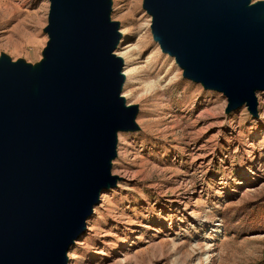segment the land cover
I'll list each match as a JSON object with an SVG mask.
<instances>
[{"label":"rangeland","instance_id":"374dc122","mask_svg":"<svg viewBox=\"0 0 264 264\" xmlns=\"http://www.w3.org/2000/svg\"><path fill=\"white\" fill-rule=\"evenodd\" d=\"M110 3L135 128L118 133L113 185L67 264H264V92L256 115L228 111L223 93L163 53L145 0ZM50 13V0H0V74L28 73L36 86Z\"/></svg>","mask_w":264,"mask_h":264},{"label":"water","instance_id":"95a60500","mask_svg":"<svg viewBox=\"0 0 264 264\" xmlns=\"http://www.w3.org/2000/svg\"><path fill=\"white\" fill-rule=\"evenodd\" d=\"M50 2V43L36 86L28 73L0 74V264H67L70 247L85 232L111 180L102 162L115 146L106 132L111 120L99 115L94 123L103 129L100 139L91 128L87 0ZM250 2L145 0V10L155 41L185 78L223 93L228 111L246 105L256 115V94L264 92V33L257 22V16L264 19V5H255L257 15L247 11ZM114 50L109 47L103 56ZM90 75L96 96L117 79L102 68H92ZM118 98L119 91L114 92L111 101ZM115 103L109 111L120 122L113 126L119 132L131 127L124 119L135 117L136 109L120 111Z\"/></svg>","mask_w":264,"mask_h":264},{"label":"bare ground","instance_id":"6f19581e","mask_svg":"<svg viewBox=\"0 0 264 264\" xmlns=\"http://www.w3.org/2000/svg\"><path fill=\"white\" fill-rule=\"evenodd\" d=\"M191 5V4H190ZM111 3L109 0H87V4L85 7V11H84V22H85V35L87 38L86 44H87V54H88V66H89V79L87 82V93L89 96V101L90 103L94 104L92 105L94 109V114L91 115V120H92V124H91V128H92V135L93 137H96L98 135L99 139H100V134L103 132L102 128L100 127H96L94 125V123L97 122L98 125V121H99V115L105 119H110V123L107 124V127L109 128V130H107L106 132H108L109 134V141L110 143L114 146V150H110V153L107 155H105L102 158V162L106 163V169L108 170L109 174H110V181H107L105 186L107 187L108 185H110L112 183V181L114 180V178L111 176V162L115 157V153H116V146H117V139H118V133L121 131H126L128 129H132L135 126V117H131L128 116L127 118L124 119V121L126 122V124H131L130 128L128 129H121L119 130V132L116 130H114L113 126L114 124L117 125L120 122H117V118L114 117V111H109L110 107L114 106V103L111 101L112 100V96L114 92L119 91V98L118 100H116V108L120 109V111L125 108L126 110H129L130 108H128L125 104L124 101V97L122 96V92L124 89V86L126 84V70H124L125 67V59L126 56H124V54H115V52L117 51V49L120 47L121 44V40L123 38V33L118 31H114V27L116 26V24H113L111 22L110 19V14H111ZM256 7L255 6H249L247 8V11H251L253 12L254 9ZM258 9H256L255 14H259L260 12L257 11ZM254 18V17H253ZM260 20V30L264 33V19H259V17L257 16V22L259 23ZM156 36V34H155ZM157 37V36H156ZM159 44V43H158ZM112 48L115 49L114 53L111 56H103L104 52L106 51V49L108 48ZM161 47V46H160ZM96 52H95V50ZM162 49V48H161ZM169 55V54H168ZM170 56V55H169ZM105 57V59H104ZM105 60V64L102 63V60ZM178 64V63H177ZM179 66V64H178ZM93 68V70L96 72L101 71V68L105 71L106 70V76L110 77L109 75L112 74L114 75L116 82H113L111 85L105 86V89L103 90H99L97 96L96 91L98 90L97 88L94 87V81L91 78V69ZM119 70V72L116 75V72ZM106 79V78H104ZM100 83L102 81V77L100 78ZM100 88V87H99ZM35 105H36V109L40 110L43 108L42 104L40 103V97L38 95L37 90L35 91ZM101 97V98H99ZM234 99H236L234 97ZM100 105H98V104ZM102 105V108H101ZM103 110V111H102ZM103 112V115H102ZM101 113V114H100ZM120 113V112H119ZM253 161V160H252ZM251 163H253L254 165V161ZM47 166L50 167V160H47ZM112 177V178H111ZM52 189V188H51ZM222 190H227L225 188H221ZM35 194L38 196V192L35 191ZM100 198V194L98 199ZM49 205V204H48ZM42 206V205H41ZM52 207V211H50L49 213H52L56 210L57 206H51ZM204 222V221H201ZM89 230V228H85V234L87 233V231ZM84 233L82 235H84ZM116 252V251H114Z\"/></svg>","mask_w":264,"mask_h":264}]
</instances>
